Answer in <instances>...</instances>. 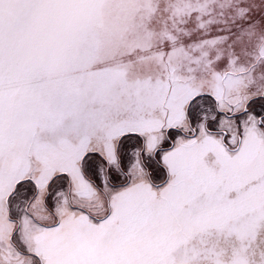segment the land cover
<instances>
[{"label": "snow or ice", "instance_id": "1", "mask_svg": "<svg viewBox=\"0 0 264 264\" xmlns=\"http://www.w3.org/2000/svg\"><path fill=\"white\" fill-rule=\"evenodd\" d=\"M0 264H264V0H0Z\"/></svg>", "mask_w": 264, "mask_h": 264}]
</instances>
